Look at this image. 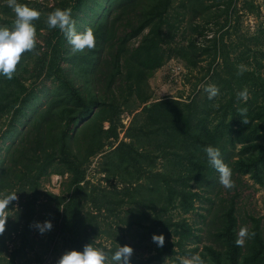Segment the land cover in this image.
Segmentation results:
<instances>
[{"label": "rangeland", "instance_id": "rangeland-1", "mask_svg": "<svg viewBox=\"0 0 264 264\" xmlns=\"http://www.w3.org/2000/svg\"><path fill=\"white\" fill-rule=\"evenodd\" d=\"M18 3L37 9L41 15L33 21L36 47L23 54L12 79L0 74V167L8 149L24 137L36 112L53 101L57 110L65 103L56 99L64 94L65 83L82 86L85 81V72L77 71L71 60L78 52H73L58 28L48 27L49 13L56 8H71L76 31L82 33L92 29L107 12L119 28H128L129 20L136 22L150 13L156 16L162 9L163 60L148 74L145 83L139 81L130 93L124 92L125 97L119 93L127 87L126 81L116 79L112 83L118 96L117 137H106L104 131L99 134L104 145L86 165L80 210L96 231L98 248L107 250L127 244L133 248L131 258L147 264H179L181 258L199 254L204 245H215L220 212L232 202L237 233L242 227L249 231L254 219H259L264 233V169L263 183L250 173L235 169L232 172L235 186L230 189L220 184L217 171L201 187L192 180L188 189L198 191L200 198L194 199V209L184 212L178 205L179 197L172 192L183 167L182 150L175 151V142L167 146L164 123H152L148 118L149 109L155 113L154 102L173 99L178 102L175 108L167 102L160 110L172 109L176 114L179 110L186 111L192 123H204L225 138L232 131L230 125L237 130L243 124L241 108L250 110L255 117L250 126L262 121L264 0H18ZM14 21L15 13L7 0H0V26L11 29ZM147 29L130 38L128 46L137 45ZM53 54H56L54 62L50 59ZM100 63L102 68L106 66ZM240 64L248 70L237 75ZM98 72L93 77V86L103 89ZM209 84L219 88V95L212 100L204 90ZM245 88L247 101L237 97ZM141 98L145 101L141 102ZM85 121L79 119L69 128L83 145L86 140L83 131L72 130ZM101 126L105 130L109 122L103 121ZM121 141L133 147L127 148L131 152L128 160L118 166L117 157L110 153ZM226 143L223 161L229 166L242 155V143ZM139 166L142 171L136 172ZM47 172L46 180L39 181L41 202L34 206L35 216L27 220L20 194L16 193L17 199L9 203L5 230L0 234V264L11 258L12 264H58L65 253L54 226L58 199L53 195L68 196L70 175L52 173L51 168ZM61 208L59 205V212ZM141 209H146V216H139ZM157 217L172 221L186 218L194 234L179 248L175 244L177 235L171 228V233H161L164 244L157 246L144 227L157 225ZM25 221L30 225L25 226ZM45 221H50L52 227L41 232L37 222L42 225ZM157 230L162 232L160 226Z\"/></svg>", "mask_w": 264, "mask_h": 264}, {"label": "trees", "instance_id": "trees-1", "mask_svg": "<svg viewBox=\"0 0 264 264\" xmlns=\"http://www.w3.org/2000/svg\"><path fill=\"white\" fill-rule=\"evenodd\" d=\"M157 13V12H156ZM162 9L156 16L144 15L142 19L128 23L127 26L119 28L115 19L107 12L93 26L95 34V47L86 52H78L71 56L75 68L85 72V81L82 86H76L73 82L65 83L64 94L58 98L65 103L54 109V101L47 104L36 112L27 128L24 137L8 149L5 163L0 167V194L18 193L19 200L24 205L23 212L28 218L35 216L37 211L34 207L40 203L39 181L46 180L51 168L52 173H68L70 175V192L68 196L59 198L53 195L57 201L54 226L56 232L61 236V242L65 252L70 250H83L85 244L92 243L98 247L95 240L96 231L89 224V217L80 210V193L83 188L81 182L85 179V169L90 157L100 152L104 143L99 138L101 131L106 137H117L116 121L118 96L112 89V83L116 79H124L127 87L119 93L125 97L124 92L130 93L133 85L139 81L145 83L148 74L163 60L161 51L163 36L160 23ZM145 27L147 32L134 46H128V40L138 35ZM52 62L56 54L50 56ZM106 63L102 68L101 63ZM98 75L103 82L104 88L93 86L94 75ZM78 73V72H77ZM138 88H136L137 90ZM141 98V102H144ZM170 102L175 108L176 100H159L154 102L149 109L148 118L154 122L161 121L167 128L164 140L167 146L175 142V151H181L183 167L177 174V183L172 185V192L179 197L180 207L184 212L195 208L194 199L200 198L198 191L188 189L190 182L195 181L198 187L203 186L216 170L209 164L208 157L204 151L205 147L211 145L220 150L222 160L225 159L227 149L226 141L242 143L240 149L242 155L229 165L232 172L239 169L240 173H250L253 178L263 183L264 169V118L255 126H250L253 117L247 110L246 118L248 124H242L237 130L229 126L232 131L227 138L223 133L212 130L204 123H192L190 115L186 111H178V114L170 111H161L159 107ZM167 114V115H164ZM264 116V114H263ZM86 120L82 126H75L72 132L81 129L83 131L84 145L70 133V125L77 120ZM103 121H108L107 129H102ZM30 137V138H29ZM131 143H133L131 141ZM128 142L121 141L113 149V154L118 159V166L128 160L132 148ZM181 149V150H180ZM250 152V155L246 153ZM139 166L136 172H141ZM171 190V188H170ZM43 208L42 204H40ZM59 205H62L59 212ZM234 203L224 206L223 213L220 212V225L216 232L217 243L215 245H204L199 252L206 264H264V233L259 219H254L249 233L255 236L246 238L243 246H237L235 241L238 237L236 230V215ZM42 208H39L42 211ZM139 216H146V209L139 211ZM157 225L144 226L152 236L161 233L173 232L177 235L176 245L180 248L193 234L192 224L186 218L172 221L171 218L161 219L157 217ZM139 223V220H136ZM25 226L30 225L25 221ZM162 228V232L157 230ZM172 232V233H173ZM24 239L25 234H21ZM158 246V245H157ZM19 250L22 247L18 248ZM116 248H112L114 251ZM18 251V250H17ZM3 264H12L10 261ZM130 264H147L142 259H132Z\"/></svg>", "mask_w": 264, "mask_h": 264}, {"label": "clouds", "instance_id": "clouds-1", "mask_svg": "<svg viewBox=\"0 0 264 264\" xmlns=\"http://www.w3.org/2000/svg\"><path fill=\"white\" fill-rule=\"evenodd\" d=\"M7 5L14 11L15 21L11 29L0 26V74L12 79L23 54L32 51L36 47V28L33 21L38 20L41 13L26 4L18 3V0H7ZM46 22L50 29L58 28L64 34L68 43L71 44L73 52H83L85 49L91 50L95 47V34L91 28H87L82 33L76 31L71 8H56L48 14ZM247 70L245 65L240 64L237 66V75H242ZM204 90L207 92L209 100L219 95V88L214 84L207 85ZM237 97L247 101V88L238 92ZM216 107H219V105H216ZM246 113V108L239 109V115L242 117V123L244 124L249 123ZM204 151L209 164L219 173L220 184L225 188H233L235 183L232 179V170L222 160L220 150L209 145L205 147ZM16 199V192L0 194V234L5 230L8 205ZM36 226L43 232L50 230L52 224L50 221H45L42 225L37 222ZM254 236V232L249 233L246 227H242L235 243L237 246H243L246 238ZM152 238L158 246H163V234H154ZM132 253L133 248L127 244L119 245L113 251L110 248L105 250L88 243L84 245L82 251L73 249L63 253L58 264H130ZM179 264H206V260L197 253L188 258H181Z\"/></svg>", "mask_w": 264, "mask_h": 264}]
</instances>
